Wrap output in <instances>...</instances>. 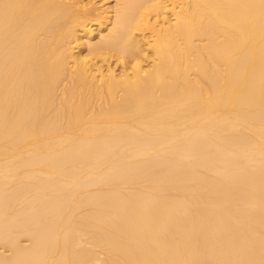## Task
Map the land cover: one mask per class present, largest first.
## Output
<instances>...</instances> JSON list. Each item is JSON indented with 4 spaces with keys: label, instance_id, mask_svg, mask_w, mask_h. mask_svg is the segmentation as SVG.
<instances>
[{
    "label": "bare ground",
    "instance_id": "obj_1",
    "mask_svg": "<svg viewBox=\"0 0 264 264\" xmlns=\"http://www.w3.org/2000/svg\"><path fill=\"white\" fill-rule=\"evenodd\" d=\"M80 1L0 0V264H264V0Z\"/></svg>",
    "mask_w": 264,
    "mask_h": 264
},
{
    "label": "rangeland",
    "instance_id": "obj_2",
    "mask_svg": "<svg viewBox=\"0 0 264 264\" xmlns=\"http://www.w3.org/2000/svg\"><path fill=\"white\" fill-rule=\"evenodd\" d=\"M67 1H69V0H67ZM80 2L83 4L82 5L80 4V8L78 7V9L81 10V7H82V8H84V10H87V9H91L93 7L95 9L94 11L97 12V14L94 12L97 16L95 14H94V16H92V17H97V19H95V18L91 19V17H90V19H87V22H86L87 29L90 28L91 30H94V32L92 34L93 36L98 34L99 28L104 29L111 24L110 18H112L114 15L113 10L115 8L116 0H81ZM106 11H108V12H106ZM98 14L103 15V16H99ZM145 35L149 36L150 33L146 32ZM76 46H77L76 43H74L72 45V48L74 49L73 53H75V56L78 55V52L80 51V49L76 48ZM84 49L82 51H84V54H85L86 52ZM91 58L92 57H89V56L87 57V60L90 61V64L93 65L95 62L96 63L99 62L98 65L103 64L100 61H97V59L92 60ZM144 64H146V63H144ZM108 65H111L113 68H115L117 73L121 72L122 68H123L122 64L119 63L117 57L110 59L108 64L104 65V69H106V67ZM131 65H133V64L130 63L129 66L132 67Z\"/></svg>",
    "mask_w": 264,
    "mask_h": 264
}]
</instances>
